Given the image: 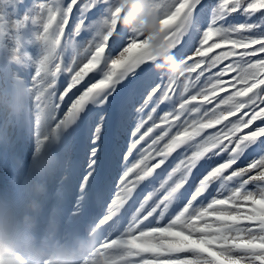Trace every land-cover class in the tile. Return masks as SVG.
Instances as JSON below:
<instances>
[{"label":"snow or ice","instance_id":"1","mask_svg":"<svg viewBox=\"0 0 264 264\" xmlns=\"http://www.w3.org/2000/svg\"><path fill=\"white\" fill-rule=\"evenodd\" d=\"M148 6L182 75L154 70L115 0H0V78L27 97L0 124V191L52 154L65 239L92 225L127 264H264V0Z\"/></svg>","mask_w":264,"mask_h":264},{"label":"clouds","instance_id":"2","mask_svg":"<svg viewBox=\"0 0 264 264\" xmlns=\"http://www.w3.org/2000/svg\"><path fill=\"white\" fill-rule=\"evenodd\" d=\"M149 0H115L120 27L141 30L156 58L153 67L168 76L182 75L185 66L171 53L161 51L160 20ZM11 52V49H9ZM8 53H0V59ZM27 97L10 89L0 78V124L19 113ZM49 154L45 168H34L28 177L17 178L16 191H0V264H127L122 248H102L106 237L89 225L65 239L58 217L44 214L47 185L44 175L54 166Z\"/></svg>","mask_w":264,"mask_h":264},{"label":"rangeland","instance_id":"3","mask_svg":"<svg viewBox=\"0 0 264 264\" xmlns=\"http://www.w3.org/2000/svg\"><path fill=\"white\" fill-rule=\"evenodd\" d=\"M179 47V46H178ZM175 51V50H174Z\"/></svg>","mask_w":264,"mask_h":264}]
</instances>
